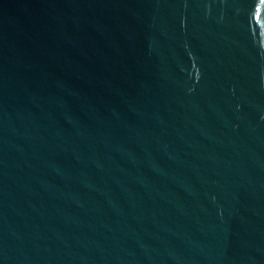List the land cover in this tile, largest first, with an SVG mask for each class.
I'll return each instance as SVG.
<instances>
[{
	"label": "water",
	"instance_id": "obj_1",
	"mask_svg": "<svg viewBox=\"0 0 264 264\" xmlns=\"http://www.w3.org/2000/svg\"><path fill=\"white\" fill-rule=\"evenodd\" d=\"M0 264H264V0H0Z\"/></svg>",
	"mask_w": 264,
	"mask_h": 264
}]
</instances>
